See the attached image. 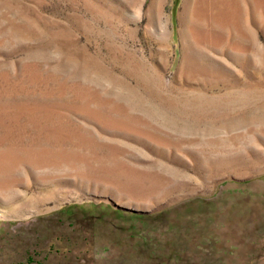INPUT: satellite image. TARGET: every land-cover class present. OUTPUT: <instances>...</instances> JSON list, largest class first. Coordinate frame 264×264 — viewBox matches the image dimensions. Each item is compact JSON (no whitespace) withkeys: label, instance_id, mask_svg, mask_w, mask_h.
<instances>
[{"label":"rangeland","instance_id":"374dc122","mask_svg":"<svg viewBox=\"0 0 264 264\" xmlns=\"http://www.w3.org/2000/svg\"><path fill=\"white\" fill-rule=\"evenodd\" d=\"M0 264H264V0H0Z\"/></svg>","mask_w":264,"mask_h":264}]
</instances>
